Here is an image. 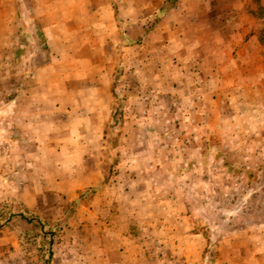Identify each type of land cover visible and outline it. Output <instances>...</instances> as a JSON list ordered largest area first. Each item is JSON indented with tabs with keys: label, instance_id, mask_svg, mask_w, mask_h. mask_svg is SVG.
<instances>
[{
	"label": "crops",
	"instance_id": "1",
	"mask_svg": "<svg viewBox=\"0 0 264 264\" xmlns=\"http://www.w3.org/2000/svg\"><path fill=\"white\" fill-rule=\"evenodd\" d=\"M223 12L211 0H0V155L15 157L23 146L29 158L37 148L41 166L60 174L64 200L97 188L98 195L80 200L72 212L76 221L97 223L84 234L87 245L81 244L89 251L88 264H161L157 254L146 257L142 244L136 255L127 234L106 220L110 213L134 211L132 193L140 181L130 167L120 178L105 180L100 145L105 134L98 127L114 121L116 94L123 97L120 121L137 125L150 118L142 109L163 106L145 98L147 93L176 95L169 105L173 121H205L213 105L225 104L219 90L240 84L236 49L245 38L233 30L221 33L236 27L220 19ZM35 37L42 52L28 51L26 60H42L20 68L25 58L20 47ZM3 141L10 142L9 149ZM153 233L159 237L164 231ZM157 243L156 252L163 249ZM61 262L84 264L69 253Z\"/></svg>",
	"mask_w": 264,
	"mask_h": 264
},
{
	"label": "rangeland",
	"instance_id": "2",
	"mask_svg": "<svg viewBox=\"0 0 264 264\" xmlns=\"http://www.w3.org/2000/svg\"><path fill=\"white\" fill-rule=\"evenodd\" d=\"M211 2L224 9L222 21L236 26L221 33L233 30L237 38H245L236 49L242 80L238 86L221 87L226 103L213 105L209 118L193 123L171 120L174 109L169 105L176 100L172 91L156 98L145 94L162 108L142 109L140 114L150 118L140 125L124 123L118 116L123 97L116 94L120 102L114 107V121L98 127L105 134L100 141L105 180L120 178L130 167L140 184L132 193L134 211L110 213L106 220L127 234L136 255V245L142 244L146 257L157 254L161 264H264V18L258 16L264 0ZM20 30L26 37L27 30ZM26 41L20 47L25 53L20 68L42 60H26L28 51L42 52L36 37ZM3 142L9 149L10 142ZM17 149L15 157L0 155V264H44L51 248L49 264H62L65 253L90 263L89 251L81 244L87 245L84 234L97 223L90 218L76 221L72 212L80 200L98 195L97 188L64 200L60 174L41 166L37 148L29 158L26 148ZM59 157L52 153V159L64 162L65 157ZM21 214L38 216L43 231L55 230L54 244L42 236L39 224L26 222ZM154 231L164 233L156 237ZM157 242L163 249L156 252Z\"/></svg>",
	"mask_w": 264,
	"mask_h": 264
},
{
	"label": "trees",
	"instance_id": "3",
	"mask_svg": "<svg viewBox=\"0 0 264 264\" xmlns=\"http://www.w3.org/2000/svg\"><path fill=\"white\" fill-rule=\"evenodd\" d=\"M258 16L264 18V6H260V7H259V9H258ZM263 40H264V39H263ZM245 170H246V172H248V173L252 172L251 169H247V168H245ZM250 174H251V173H250ZM20 216H21L26 222H28V223H31V224H39V225L41 226V227H40L41 232L43 233L42 236H43L45 239L50 238V241H49V245H50V246L54 244V238H55V236L57 235V233H56L55 230H53V229H48L47 231H43V229L45 230V227H44V225L41 223V219H40L38 216H36V215H33L32 217H28V216H26V215L21 214ZM41 224H42V225H41ZM0 226H1V222H0ZM48 253H49L48 258L46 259V261L44 262V264H49V263H50V260H51V259L53 258V256H54V253H53L52 248H51V249H48ZM41 256H42V255H40V257H41ZM42 258H43V257H42Z\"/></svg>",
	"mask_w": 264,
	"mask_h": 264
}]
</instances>
